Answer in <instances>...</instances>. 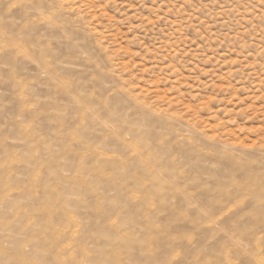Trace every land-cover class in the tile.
Here are the masks:
<instances>
[{
  "label": "rangeland",
  "instance_id": "1",
  "mask_svg": "<svg viewBox=\"0 0 264 264\" xmlns=\"http://www.w3.org/2000/svg\"><path fill=\"white\" fill-rule=\"evenodd\" d=\"M0 264H264V0H0Z\"/></svg>",
  "mask_w": 264,
  "mask_h": 264
},
{
  "label": "bare ground",
  "instance_id": "2",
  "mask_svg": "<svg viewBox=\"0 0 264 264\" xmlns=\"http://www.w3.org/2000/svg\"><path fill=\"white\" fill-rule=\"evenodd\" d=\"M104 125L106 126V123H104ZM107 127V126H106Z\"/></svg>",
  "mask_w": 264,
  "mask_h": 264
}]
</instances>
